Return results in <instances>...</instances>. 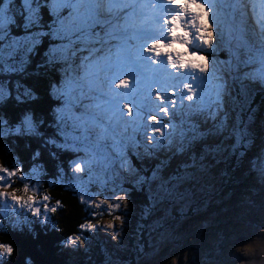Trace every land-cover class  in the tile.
Wrapping results in <instances>:
<instances>
[{
	"label": "rangeland",
	"instance_id": "1",
	"mask_svg": "<svg viewBox=\"0 0 264 264\" xmlns=\"http://www.w3.org/2000/svg\"><path fill=\"white\" fill-rule=\"evenodd\" d=\"M195 2L209 11L206 25L200 23L199 10L189 11L167 0H117L98 6L102 23L88 20L96 25L91 40L72 43L66 37L59 41L70 45L66 51L56 50L64 53L58 57L63 61L59 77L64 82L58 90L63 98L56 111L57 130L63 126L65 130L60 140L50 138L49 142L71 153L75 190L96 216L94 228L81 231L98 235L104 249L114 253H106L100 264H181L180 255L191 264H264L259 234L251 239L245 232L252 227L248 220L258 225L264 218V184L248 190L252 195L261 194L257 203L250 194L245 202L228 195L234 187V193H247L248 182L239 183L245 180L240 174L242 166H247L244 163L253 164L259 178L264 175V33L254 42L243 36L237 18L242 19V10L246 12L241 4L251 0ZM252 2L264 15V0ZM172 18H179L175 37L169 35L172 25L163 23ZM85 31L86 26L80 35ZM183 33L188 34L187 40ZM198 36L210 43H203ZM155 39L165 44L176 41L174 60L182 57L183 47L205 57L206 64L195 62L207 72L185 69L164 81L168 86L160 85L163 104L152 99L147 87L139 93L117 90L121 95L113 98L109 92L113 73L129 65L139 72L138 65L144 63L139 59L142 48ZM35 40L32 36L28 43ZM157 59L161 65L167 62L165 56ZM8 65L13 67V62ZM126 78L135 80L134 75ZM169 91L175 95L169 96ZM125 102L133 110L131 117L122 107ZM160 108H166L167 113ZM153 116L155 122L150 120ZM18 133L36 135L31 118ZM68 133L75 138H68ZM254 138L258 143L254 144ZM248 142L247 150L255 154L241 152ZM35 169L21 176L24 195L17 198L8 197L5 190L10 181L19 180L20 167L0 171V230L3 220L12 227L21 221L44 225L50 213L61 207L45 195L33 194L31 187L39 178ZM233 176L238 181H232ZM133 189V198L145 203L142 212L128 196ZM242 204L245 206L240 207ZM115 215L123 218L122 224L107 228L103 222ZM132 215L138 224L133 223ZM229 217L234 219L232 227ZM169 230L174 233L171 241L165 236ZM76 240L81 248V240L86 241L88 252L98 251L93 252L95 257L103 253L91 237L81 234ZM115 252L123 255L118 257Z\"/></svg>",
	"mask_w": 264,
	"mask_h": 264
},
{
	"label": "trees",
	"instance_id": "2",
	"mask_svg": "<svg viewBox=\"0 0 264 264\" xmlns=\"http://www.w3.org/2000/svg\"><path fill=\"white\" fill-rule=\"evenodd\" d=\"M37 6L35 3L26 4L25 0H7V2L6 0H0V9L4 8L0 18L6 29L9 26L11 27V36L5 41L6 43L11 41L12 36H20L22 37L21 41H25L26 31H32L33 33L38 31L35 26L30 30H25L23 23L26 16L34 17L33 10ZM41 11L43 20L40 21V28L49 31V35L42 38L43 44L40 43L29 52V46L35 44L39 37L33 35L36 39L34 43L23 41V47L21 48V55L24 57L23 63L13 62V67L8 65L10 61L0 57V96L10 93L3 103H0V133L5 134L0 136V168L11 170L14 165L20 167L17 173L20 176L19 180L10 181L9 187L5 190L8 197L17 198L24 195V181L21 176L28 174L30 169L35 166L39 176L37 185L41 194L51 199L53 204L59 203L61 207H57L50 213V219L44 225H31L21 221L20 224L12 227L7 224V220H3L4 227L0 230V244L11 246L13 251L11 255H0V264H100L101 258L106 253L112 256L114 253L112 254L108 247V249H104L103 240L98 235H91L88 230L81 231L83 227L89 224L94 225L96 216L90 214L91 210L82 202L75 190V188L77 190L78 188L73 176L74 172L70 168L71 153L68 151L63 152L49 142L50 138L54 141L60 140L57 130L59 121L56 120V110L58 103L59 105L62 103L60 98L63 97L60 96L59 89L55 92L50 91V86L61 79L59 73L63 72L61 63H53L52 61L57 60L58 57H63L64 53L61 55L56 51L53 55L50 45L56 44L57 41L51 38V35H53L49 25L51 17L46 9H41ZM10 17H14V23L10 21ZM19 60L20 57H17V61ZM73 64L75 65V61ZM4 73L8 74L4 75ZM28 92L36 98H23L20 101V98ZM27 113H32L34 122H38V124H34L36 125L34 130L36 135H15L16 130L22 126ZM248 145L249 142L243 148L241 147L242 153H249L247 150ZM242 173L244 174V172ZM59 180L60 183L53 185L54 181ZM235 189H232L231 193L237 198V194L233 192ZM133 195L135 193L130 192V198L136 203L138 210L142 212L145 203L135 200ZM240 195L239 200L245 202V194ZM244 206L245 204H242V207ZM135 217L136 215L131 216L134 219L133 223L138 224L139 221ZM229 218L231 220L229 224L232 227L234 219ZM239 220L246 223V219L243 217ZM248 221L252 227H247L245 232L252 237L251 239H255L259 234L258 237L264 242V230L262 231L264 229V218L260 219L261 224L258 225L250 222V220ZM140 223H143V221H140ZM258 229H261V231ZM237 231L240 233V230L237 229ZM81 234L91 237V240L102 248L103 253L95 257L93 252L98 251L91 250L88 252L90 246L82 240L81 248L76 240L80 238ZM173 235L174 233L170 230L165 234L170 241ZM251 239L249 240L251 241ZM188 240L189 238L186 242ZM193 250L196 251L197 249L194 248ZM117 254L118 257L123 255V253ZM150 257L148 256V260H150ZM180 257L179 262L181 264H191L189 258L183 257V255H180Z\"/></svg>",
	"mask_w": 264,
	"mask_h": 264
},
{
	"label": "snow or ice",
	"instance_id": "3",
	"mask_svg": "<svg viewBox=\"0 0 264 264\" xmlns=\"http://www.w3.org/2000/svg\"><path fill=\"white\" fill-rule=\"evenodd\" d=\"M7 2V0H6ZM117 0H25V3L28 5L37 4L38 6L33 10L34 17H25L24 29L30 30L35 26L38 31L33 33L32 31H26L27 39L24 41L28 43L33 35L39 37L36 40L35 44L29 46L28 51H32L35 46H38L43 42V37L49 35L48 29L40 28V21L43 20V13L41 9H46L48 11L51 20L49 25L52 29L53 35L52 39L57 41L56 44L50 45L53 55H55L56 50L63 48L66 51L70 45L65 43L61 45L59 41L64 40L66 37L72 39V43H75L77 40L83 39L85 41L92 39V29L96 26L95 24H88L89 19H94L96 21L100 20L102 13L99 11L98 6L104 3L113 4ZM168 3H174L176 6L185 8L189 11L199 10L202 15L199 17L200 23L206 25L207 21L205 17L209 15V11L205 10L204 5L196 3L195 0H187V2H179L177 0H167ZM83 6V11L81 8ZM94 6V7H89ZM70 9V10H68ZM68 10V11H66ZM3 14V9H0V16ZM12 23L15 22L14 17L9 18ZM179 18L165 19L163 21L164 25H172L169 28V35L175 37L177 31H179ZM85 26L87 31L84 32V35L81 36L80 32L84 30ZM211 30V26H208ZM62 33L63 35H60ZM185 39L187 40V33H183ZM11 36V27L5 28L2 20H0V57L10 62H18L17 57H20V60H23L24 57L21 55V48L23 45L20 43L22 37L12 36L10 42L6 43L8 37ZM203 43H210L207 40H204L203 37H199ZM190 42V41H189ZM176 41L173 40L171 43L165 44L158 39H155L151 42H146V45L142 48V55L139 59H142L144 63L139 64V72L134 70L130 65L127 67L118 68L116 72L113 73L112 79L110 80L109 92L113 98L118 97L121 93L117 90L133 91L134 93H139L145 87L148 88L149 93L152 94V99L159 102L160 104L164 103V98L161 93L160 85L167 87V84H164V81H170L171 77L176 75L178 72H183L185 69H194L196 71L203 73L207 72V68L201 67L195 61H203V64H206V58L199 56L196 52L189 53L187 47H183L182 57L178 60H174L172 53L175 51ZM160 56L167 57V62L164 65H161L160 61L157 59ZM53 63H62L60 59L52 61ZM8 73H4L7 75ZM129 75H134L135 80H129L126 77ZM64 82V78L61 77L60 80L54 82L50 86V91L55 92L60 88V85ZM133 84L138 87L133 88ZM186 89L188 85L184 86ZM169 96H174L175 92L169 91L167 93ZM10 93H5V95L0 96V103H3L6 96ZM36 97L33 96V99ZM172 103H175L172 101ZM123 109L127 112L129 117L132 116L133 110L127 102L123 103ZM60 105L58 103L57 110L59 111ZM160 112L167 113L166 108H160ZM152 122H155L156 117H150ZM77 171L81 170V166H77ZM0 171H7L6 169L0 168ZM15 174V173H13ZM122 199V198H121ZM115 212L116 209L114 208ZM123 218L119 215H115L112 219H109L105 222V226L109 229L113 228V225L122 224ZM89 231L94 228V225L86 226ZM114 239L117 237L114 236ZM13 249L11 246L0 244V255H11ZM175 264V262H174Z\"/></svg>",
	"mask_w": 264,
	"mask_h": 264
},
{
	"label": "bare ground",
	"instance_id": "4",
	"mask_svg": "<svg viewBox=\"0 0 264 264\" xmlns=\"http://www.w3.org/2000/svg\"><path fill=\"white\" fill-rule=\"evenodd\" d=\"M251 3L252 4H254V2H252V0H251ZM257 6V5H256ZM242 8V7H241ZM259 9V7L257 6V7H254L253 9H251L250 11H254V10H258ZM248 11H246V13H247ZM261 15V14H260ZM260 15H255L254 17H253V19H252V22L255 24H257V26H258V24H261L260 22H257L258 20H260V19H262L263 17H264V15L262 14L261 16ZM238 19V18H237ZM209 23V22H208ZM254 28H256V26L255 25H252V24H249V25H247L246 27H244L243 28V36H245V37H249L250 38V40L252 41V42H254V41H259L261 38H260V32H259V30H254Z\"/></svg>",
	"mask_w": 264,
	"mask_h": 264
},
{
	"label": "flooded vegetation",
	"instance_id": "5",
	"mask_svg": "<svg viewBox=\"0 0 264 264\" xmlns=\"http://www.w3.org/2000/svg\"><path fill=\"white\" fill-rule=\"evenodd\" d=\"M264 244V242H263ZM261 259L264 261V251L261 253Z\"/></svg>",
	"mask_w": 264,
	"mask_h": 264
},
{
	"label": "clouds",
	"instance_id": "6",
	"mask_svg": "<svg viewBox=\"0 0 264 264\" xmlns=\"http://www.w3.org/2000/svg\"><path fill=\"white\" fill-rule=\"evenodd\" d=\"M200 62H201V63H203V61H202V60H201ZM105 222H106V221H105ZM105 222H103V223H105Z\"/></svg>",
	"mask_w": 264,
	"mask_h": 264
}]
</instances>
